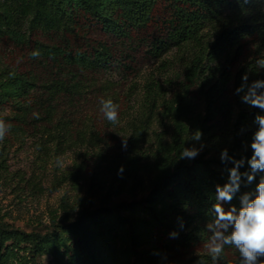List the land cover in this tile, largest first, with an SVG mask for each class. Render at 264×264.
Here are the masks:
<instances>
[{"label": "rangeland", "instance_id": "obj_1", "mask_svg": "<svg viewBox=\"0 0 264 264\" xmlns=\"http://www.w3.org/2000/svg\"><path fill=\"white\" fill-rule=\"evenodd\" d=\"M171 11L167 1L159 0L153 7V20L142 35L136 36V44L132 45L96 27L78 29L76 34L69 35L70 43L76 48L106 43L113 45L117 53V62L109 68L78 76L83 90L65 97L60 103L59 116L73 128L72 138L76 132L83 131L89 136L95 134L97 140L93 144L76 146L67 141L60 146L42 125L38 132L29 135H16L10 129L0 142V152L7 166L4 171L0 168V216L5 227L59 237L55 244L47 243L42 251L31 247L29 241L7 240L0 247L3 264L83 263L86 252L65 227L83 212H97L102 218L97 223L88 220L96 233L100 264H146L148 260L156 264H184L192 257L206 259L207 264H240V255L234 246H226L218 261L211 259L206 245L211 236L207 225L212 221L196 222L197 240L184 247L174 241L172 232L162 227L149 209L153 182L164 172L158 164L164 156L159 147V136L165 144L171 145L178 131L175 117L169 115L163 103L156 109L147 106V93L151 87L161 91L167 106L172 109L179 104L182 106L179 121L185 147L199 148L203 144L204 159L221 160V151L229 145V126L222 113L218 115L221 122L217 124L218 139L214 143L190 139L196 130L201 131L206 113L202 93L197 86H189L182 66L171 60L173 54L155 57L150 53L149 45L140 42L141 36L151 38L164 33ZM216 26L215 23L206 25L205 33L212 36ZM33 39L61 42L59 37L52 39L42 33L34 34ZM258 41L257 36L246 40L240 58L227 67L232 82L224 99L231 102L233 111L239 106L234 81L241 75V66L252 57ZM135 47L137 49L132 50ZM32 49V44L19 45L8 37L0 41V72L8 69L31 71L38 75L39 83L60 76L56 67L32 58ZM62 76L66 77L65 73ZM109 98L119 105V123L116 125L107 121L100 110V101ZM9 115V106L0 111V119L7 123H10L6 119ZM141 130L145 138L137 145ZM48 147L50 150L45 152ZM182 160L189 164L193 161ZM121 167L122 172L119 171ZM30 178L38 182L37 188L26 183L25 179ZM119 205V210H112ZM222 206L226 211L232 207L228 202H223ZM182 231L186 233L189 229ZM260 259L264 260V257Z\"/></svg>", "mask_w": 264, "mask_h": 264}, {"label": "trees", "instance_id": "obj_2", "mask_svg": "<svg viewBox=\"0 0 264 264\" xmlns=\"http://www.w3.org/2000/svg\"><path fill=\"white\" fill-rule=\"evenodd\" d=\"M158 1L0 0V41L8 37L19 45L32 44V51L38 49L41 52L40 57L35 59L56 67L60 75L39 83L38 75L31 71L8 69L0 72V111L8 106L11 108V115L6 117L11 124V131L16 135H29L38 132L44 125L60 146L67 141H70L71 146L96 142L95 134L89 136L83 131L76 132L75 138H72L73 128L59 116L60 103L65 97L81 93L83 83L77 80L78 76L87 71L109 68L117 62V53L113 45L106 43L90 45L86 49L76 48L70 43L69 35L76 34L78 29L96 27L123 43L136 44V36L142 35L141 32L153 20V7ZM165 1L172 8L170 18L166 19L165 32L151 38L141 36L140 42L149 45V51L155 57L165 53L173 54L171 60L182 66L189 86L199 88L206 102L201 127L202 142L214 143L218 139L217 124L221 122L218 115L222 113V118L229 126V156L236 160H247L252 155L250 143L257 128L253 123L254 118L257 114L264 115V111L243 103L242 93L237 94L236 89L242 84L245 74L248 75L249 83L264 80V69L257 65L258 60L264 59V0ZM213 23L217 26L212 36H208L204 27ZM37 33L51 36L52 39L59 37L61 42L46 43L33 39ZM254 36L259 38L256 49L252 57L241 66V75L234 81L235 99L239 106L237 111H233L231 102L224 99L232 82L227 67L240 58L246 40ZM63 73L66 77L62 76ZM163 96L160 90H152L151 87L147 93V106L156 109L163 103L169 115L175 117L178 131L171 145L165 144L163 137L159 136V147L164 156L158 164L164 172L153 182L148 198L149 209L162 227L176 233L174 241L188 247L197 240L195 230L198 226L195 223L213 221V205L217 202L216 186L228 182L229 169L234 165L216 158L204 159L206 150L190 164L180 159L185 147L181 140L179 121L182 106L179 104L172 109L167 106ZM144 136L141 130L136 139L137 145L144 140ZM50 148H45V152ZM4 163L1 155L0 168L3 171L7 170ZM239 171H250L247 163ZM261 176L264 173H257L250 184L242 177L239 191L228 204L239 210L241 196L245 193L255 194ZM25 181L31 187H38V182L33 178ZM120 206L112 210L117 211ZM118 218L122 220L121 215ZM101 219L97 212H83L78 219L65 226L76 236L80 248L86 252L80 264H100L96 233L88 220L97 223ZM184 229L189 231L185 233L182 231ZM12 238L29 241L31 247L42 251L47 243L55 244L59 237L7 229L0 216V247ZM207 263L206 259L192 257L184 264ZM0 264H3L1 255ZM146 264L156 263L148 260Z\"/></svg>", "mask_w": 264, "mask_h": 264}, {"label": "clouds", "instance_id": "obj_3", "mask_svg": "<svg viewBox=\"0 0 264 264\" xmlns=\"http://www.w3.org/2000/svg\"><path fill=\"white\" fill-rule=\"evenodd\" d=\"M32 58L38 59L41 55L40 50L36 49L30 53ZM257 65L264 69V59L258 60ZM248 75L242 77V84L236 89L237 94H241L243 103L252 108L264 111V80H254L248 82ZM101 112L107 121L116 125L119 123V105L114 103L111 98L100 101ZM253 123L257 126L252 135L250 148L252 155L245 160H236L230 157L225 148L221 151L220 159L222 162H231L234 166L229 169L228 182L223 186H216V203L213 205L214 219L207 225L211 232L209 242L206 245L208 254L215 262L222 256L226 246H234L240 255V264H264V176H261L256 185L255 194L245 193L240 198L241 207L239 210L232 206L225 210L222 202H231L235 193L241 187L242 177L246 178L247 183L255 180L257 173H264V115L257 114ZM11 124L0 119V142L4 141ZM202 132L196 130L190 135V139L200 142ZM204 145L199 148L184 147L180 154V159H195L203 150ZM247 163L250 171L241 173L239 169ZM123 171V167L119 170ZM176 233H172L175 236Z\"/></svg>", "mask_w": 264, "mask_h": 264}]
</instances>
